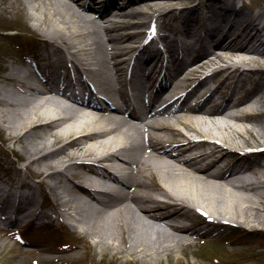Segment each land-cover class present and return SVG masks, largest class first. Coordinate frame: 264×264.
I'll list each match as a JSON object with an SVG mask.
<instances>
[{
  "label": "bare ground",
  "instance_id": "bare-ground-1",
  "mask_svg": "<svg viewBox=\"0 0 264 264\" xmlns=\"http://www.w3.org/2000/svg\"><path fill=\"white\" fill-rule=\"evenodd\" d=\"M21 1L11 28L35 40L1 78L0 120L16 157L0 219L49 224L54 215L115 258L146 260L198 239L234 242L210 235L217 227H264V6ZM156 17L174 22L161 31ZM36 186L52 193V213L41 210ZM26 244L16 254L27 261L67 263L43 254L52 250L38 240Z\"/></svg>",
  "mask_w": 264,
  "mask_h": 264
},
{
  "label": "rangeland",
  "instance_id": "rangeland-1",
  "mask_svg": "<svg viewBox=\"0 0 264 264\" xmlns=\"http://www.w3.org/2000/svg\"><path fill=\"white\" fill-rule=\"evenodd\" d=\"M83 1L85 0H80V2ZM242 1L252 8L264 6V0ZM22 7L21 0H0V29L18 24L23 17ZM93 15L98 16L97 13H93ZM155 22L156 27L161 24V31H163L165 26L174 21L171 18L161 20L156 17ZM20 29L18 33L15 31L9 33L11 34L10 37H6L5 33L0 32V87L6 84L1 81V78L7 73L6 69L11 68V56L30 51L35 40L34 33L31 30L22 27ZM260 79L258 74L250 76L245 81L246 84L254 86ZM9 132L0 120V192H2L5 203H9L10 206L11 172H6V169L9 166L11 167V158L16 157V154L12 151L13 143ZM45 135L49 139L52 138L48 134ZM235 137L240 141L244 139L243 137ZM245 138L252 143L255 141L252 135L248 133L245 134ZM16 164L21 167V173L23 174V162L19 161ZM25 178L34 182V179L30 176H25ZM34 193L37 199L40 200L41 193L37 186ZM46 193L49 203H51L53 195L48 189H46ZM42 210L52 213L48 205H45ZM262 216L264 218V211H262ZM194 220H184V222L189 224L193 223ZM38 222L33 219L22 225L20 222L11 223V219H0V264H34L30 259L27 261L16 254L19 250L30 247L26 244V241L30 239L38 240L40 246L52 250L45 251L43 254L56 258L62 257L67 260V263L62 264H127L128 259H133L134 264H264V227L257 230L244 228V231L217 227L210 235L217 238L218 234L222 233L227 235L228 238H234V242L227 244L225 239L219 237L215 240L205 241L198 239L196 242L183 247L182 250L172 251L168 255H163L160 259L146 260L125 255L115 258L113 249L106 251L93 242L88 244L85 238L73 232L72 228L64 223L63 218H55L51 221V224H39ZM262 225L264 226V223ZM199 226L204 229L201 223ZM206 233L208 234V232ZM207 234H202L201 237ZM239 238L244 241L243 244L235 242ZM232 248L239 251H232ZM254 253H257L255 257H249ZM53 264L57 263L54 262Z\"/></svg>",
  "mask_w": 264,
  "mask_h": 264
},
{
  "label": "trees",
  "instance_id": "trees-1",
  "mask_svg": "<svg viewBox=\"0 0 264 264\" xmlns=\"http://www.w3.org/2000/svg\"><path fill=\"white\" fill-rule=\"evenodd\" d=\"M11 30V29H10ZM2 31H5V30H2Z\"/></svg>",
  "mask_w": 264,
  "mask_h": 264
}]
</instances>
